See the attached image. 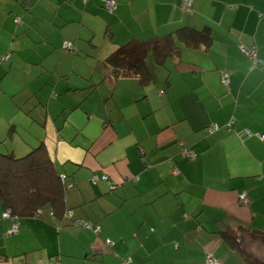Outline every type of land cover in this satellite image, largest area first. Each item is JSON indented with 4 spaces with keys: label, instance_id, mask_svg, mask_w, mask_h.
<instances>
[{
    "label": "crops",
    "instance_id": "0c3cea01",
    "mask_svg": "<svg viewBox=\"0 0 264 264\" xmlns=\"http://www.w3.org/2000/svg\"><path fill=\"white\" fill-rule=\"evenodd\" d=\"M113 1L0 0V147L23 156L44 144L72 213L20 219L8 235L0 204V264H245L217 232H264V0H194L186 12L181 0ZM183 26L214 40L182 45L147 87L103 65ZM240 46H256L258 62Z\"/></svg>",
    "mask_w": 264,
    "mask_h": 264
},
{
    "label": "trees",
    "instance_id": "16d2710c",
    "mask_svg": "<svg viewBox=\"0 0 264 264\" xmlns=\"http://www.w3.org/2000/svg\"><path fill=\"white\" fill-rule=\"evenodd\" d=\"M180 6L185 12L193 7L184 10L182 4ZM213 40V32L209 27L197 30L190 26H183L165 36L148 40H131L117 47L104 60L103 65L109 68L114 78H137L142 86L147 87L154 82L157 72L165 68L168 60L181 58L182 45L199 49L210 46ZM242 53L246 56L243 51ZM12 135L13 132L9 130L8 137ZM185 157L193 159L194 155ZM63 176L66 178V175L59 174L44 144L33 148L23 156L0 151V204L4 209L1 218L11 219L14 226L20 225V219L40 217L45 211L51 212V215L57 219L71 217V210L67 207L70 188L65 185ZM5 212L10 214L9 218H3ZM78 223V221L75 223L78 227L88 229L97 235L101 233L84 226L86 224L93 227L99 226L97 223L90 221H81L79 225ZM217 233L226 249L238 255L245 264H264L263 260L244 249L246 242L244 235L249 234L252 240L262 241L264 245V232L239 224L236 227L228 226ZM108 240L111 239H106V244ZM111 241L114 244L111 246L107 244L109 247L115 245V242ZM57 259V257L53 259V264H56ZM126 262H131V259L124 261Z\"/></svg>",
    "mask_w": 264,
    "mask_h": 264
},
{
    "label": "built area",
    "instance_id": "2783aa9c",
    "mask_svg": "<svg viewBox=\"0 0 264 264\" xmlns=\"http://www.w3.org/2000/svg\"><path fill=\"white\" fill-rule=\"evenodd\" d=\"M85 2L87 0H84ZM103 4H104V7L109 10V11H113L116 9V2H114L113 0H103ZM182 8L184 10H187L189 8H191V6H193V0H182ZM17 21H20L19 18L17 19ZM64 48L67 49L68 51H70L71 53H74V48L72 47V44L70 43H65L64 44ZM241 49L242 51L246 54V56L252 61L254 62V64H256L258 62L257 60V48L256 47H252V48H245L244 46H241ZM222 83L226 86V87H229V84H230V78L228 76H224L222 78ZM163 93V92H162ZM234 119L232 120V122H230L228 124V127H231L232 126V123H233ZM220 129V127L218 125H214V126H211L208 128V133L209 134H212V133H215L217 132L218 130ZM246 134L249 135V136H252V132L249 131V130H246ZM257 136L261 139V140H264V135L262 134H257ZM184 146V145H182ZM183 154L187 157H193V152L191 150H189L188 148L184 147L183 148ZM65 178V176H63ZM100 180V178L98 177H93L92 181L94 183H97L98 181ZM103 180H107V177L104 176L103 177ZM114 187V186H113ZM241 200L244 202V203H247L248 200H247V197H246V194H243L241 195ZM10 217V214L8 212H5L3 214V218H9ZM81 224V222L78 223V225ZM86 226L87 228L89 229H92L94 230L95 232L99 233L101 232V229L99 226H95L93 227L92 225H89V224H86L84 225ZM19 231V225L18 224H15L13 226V228L7 233L8 235H15L17 234ZM107 244L108 245H113L114 243L111 241V240H108L107 241ZM56 264H60V261L57 259L56 260ZM124 264H128V262L124 263ZM207 264H220V262H218L216 259L214 258H211L209 257L208 258V261H207Z\"/></svg>",
    "mask_w": 264,
    "mask_h": 264
},
{
    "label": "rangeland",
    "instance_id": "374dc122",
    "mask_svg": "<svg viewBox=\"0 0 264 264\" xmlns=\"http://www.w3.org/2000/svg\"><path fill=\"white\" fill-rule=\"evenodd\" d=\"M7 137H8V135H7ZM0 150L2 152L10 151V150H6L3 147H0ZM10 153H12V152H10ZM244 236H245V239H246V242L244 244V249L248 253H250L253 256H255L256 258L264 261V245H263L262 241L252 240V238L249 236V234H246Z\"/></svg>",
    "mask_w": 264,
    "mask_h": 264
}]
</instances>
